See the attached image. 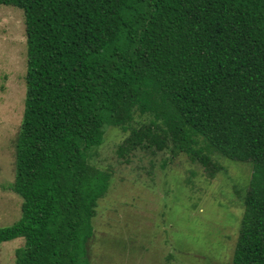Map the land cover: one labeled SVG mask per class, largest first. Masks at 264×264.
Returning <instances> with one entry per match:
<instances>
[{
    "label": "trees",
    "instance_id": "16d2710c",
    "mask_svg": "<svg viewBox=\"0 0 264 264\" xmlns=\"http://www.w3.org/2000/svg\"><path fill=\"white\" fill-rule=\"evenodd\" d=\"M22 11L25 98L14 181V264H90L112 179L86 153L106 128L138 150L250 162L231 264H264V0H0ZM95 149V150H96ZM93 152V151H92ZM92 154V153H91ZM91 157V156H90Z\"/></svg>",
    "mask_w": 264,
    "mask_h": 264
},
{
    "label": "rangeland",
    "instance_id": "374dc122",
    "mask_svg": "<svg viewBox=\"0 0 264 264\" xmlns=\"http://www.w3.org/2000/svg\"><path fill=\"white\" fill-rule=\"evenodd\" d=\"M25 73L23 13L0 5V228L20 217L21 198L8 187L15 175ZM125 137L106 128L102 145L86 153L91 165L112 175L93 220L90 264H231L251 163L216 155L220 169L209 178L184 154L138 150L119 158ZM22 246V239L1 244L0 264H14Z\"/></svg>",
    "mask_w": 264,
    "mask_h": 264
}]
</instances>
